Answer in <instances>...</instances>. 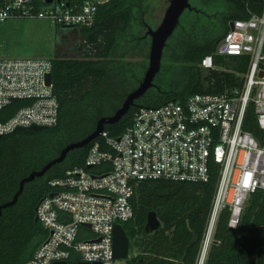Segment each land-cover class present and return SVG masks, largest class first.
I'll return each instance as SVG.
<instances>
[{
	"label": "trees",
	"instance_id": "obj_1",
	"mask_svg": "<svg viewBox=\"0 0 264 264\" xmlns=\"http://www.w3.org/2000/svg\"><path fill=\"white\" fill-rule=\"evenodd\" d=\"M59 1L70 7L84 2ZM207 1L210 0L202 3ZM190 4L162 52L180 76L179 81L166 89L153 80V85L134 100L117 122L104 126L110 136L123 132L139 106H157L171 99L184 100L195 92L218 91L223 89V80L233 76L229 71L205 70L200 60L214 50L229 21L247 18L252 11L260 10L262 2L222 0L211 11L200 7L198 1ZM150 9L148 0L99 2L93 23L80 26V54L52 58L51 85L58 100V120L43 129H20L0 135V205L13 197L23 177L40 169L69 142L88 135L97 120L114 113L126 94L136 87L147 65L148 50L142 40L148 36L142 30L147 29L146 14ZM235 59L215 56L217 64L240 70ZM27 102L13 100L7 110L12 113ZM243 127L264 145V129L257 124L253 104L246 109ZM92 141L70 150L61 162L26 182L16 202L2 208L0 264H24L33 255L46 235L40 222L34 220L35 205L49 191V179L62 176L68 168L84 165ZM209 172L207 181L155 178L137 183L130 199L133 216L122 223L129 237L125 264H196L218 175L213 160L209 162ZM149 210L155 211L160 224L146 232ZM228 216L227 208L220 211L203 264H264V190L252 193L234 228L228 226Z\"/></svg>",
	"mask_w": 264,
	"mask_h": 264
},
{
	"label": "built area",
	"instance_id": "obj_2",
	"mask_svg": "<svg viewBox=\"0 0 264 264\" xmlns=\"http://www.w3.org/2000/svg\"><path fill=\"white\" fill-rule=\"evenodd\" d=\"M78 7L63 1L0 0V21L13 16H50L61 25L89 26L97 3ZM259 11L232 20L200 66L229 71L223 89L195 92L184 100L139 106L131 123L116 137L103 130L89 146L83 166L48 180L49 191L37 202L35 215L46 235L24 264H125L114 257L113 225L133 216L131 196L141 180L165 178L207 181L209 162L218 166L199 258L203 264L220 211H229L234 228L252 193L264 190V145L243 127L253 104L257 124L264 129V0ZM215 56L236 58L240 70L227 68ZM52 58H0V135L18 126H52L58 120V100L45 74ZM212 86L214 79L212 78ZM13 100H27L12 113Z\"/></svg>",
	"mask_w": 264,
	"mask_h": 264
},
{
	"label": "water",
	"instance_id": "obj_3",
	"mask_svg": "<svg viewBox=\"0 0 264 264\" xmlns=\"http://www.w3.org/2000/svg\"><path fill=\"white\" fill-rule=\"evenodd\" d=\"M47 3H51L54 0H45ZM57 2L59 0H56ZM190 0H169V3L165 9V12L159 22L155 27L147 26L145 35H148L150 38L147 65L141 77L139 83L130 90L121 105L115 110L114 113L101 116L96 124L94 129L85 137L69 142L66 144L59 152L57 156L47 161L40 169L31 171L28 175L23 177L20 182L18 189L14 193L13 197L2 203L0 205V214L2 208L12 205L16 202L18 195L21 193L23 186L26 182L33 180L37 176L43 175L52 165L55 163L61 162L67 153L75 148H80L87 145L90 141L94 140L99 136V134L104 130L106 124H112L117 122L133 105L134 100L141 96L145 91L153 85V80L155 75L158 73L161 67L162 52L166 44L168 37L172 34L176 28L179 18L185 9L190 8ZM229 25L232 26V20L229 21ZM70 27L69 25H63L61 28ZM56 56V54H55ZM52 81V72L48 71L45 74V84L50 85ZM46 125H37L31 124L27 127L18 126L16 130L28 129V130H38L46 128ZM36 209V205L34 210ZM34 220H37V216H34ZM160 224L154 210H149L146 214V222L144 225V230L150 232L157 228ZM128 247H129V237L120 223H115L113 225V238H112V250L114 257L127 258L128 256ZM54 264H65L64 262H55Z\"/></svg>",
	"mask_w": 264,
	"mask_h": 264
},
{
	"label": "rangeland",
	"instance_id": "obj_4",
	"mask_svg": "<svg viewBox=\"0 0 264 264\" xmlns=\"http://www.w3.org/2000/svg\"><path fill=\"white\" fill-rule=\"evenodd\" d=\"M151 9L146 14L148 26L155 27L159 24L169 0H148ZM199 2V6L206 7L211 11L217 9L222 0H210L203 4L204 0H190ZM183 12L180 21L184 20ZM217 23V20H216ZM59 24L55 23L50 16H13L0 21V58H53L55 57L57 45L62 42L61 33H63ZM175 28L172 32L176 34ZM172 35V34H171ZM172 36L167 40H171ZM142 42L149 50V36ZM146 47L143 52H146ZM78 51H73L68 57L79 55ZM165 54V53H164ZM163 54L161 68L155 75L154 80L161 83L166 89L174 81H179L180 76L175 72L170 62L166 61V55ZM147 62V59H146ZM123 225H126L125 223Z\"/></svg>",
	"mask_w": 264,
	"mask_h": 264
},
{
	"label": "flooded vegetation",
	"instance_id": "obj_5",
	"mask_svg": "<svg viewBox=\"0 0 264 264\" xmlns=\"http://www.w3.org/2000/svg\"><path fill=\"white\" fill-rule=\"evenodd\" d=\"M63 33H61L60 44L57 45L56 55H69L73 51H80L82 47V35L80 26L66 27ZM142 34L145 35V29L142 30Z\"/></svg>",
	"mask_w": 264,
	"mask_h": 264
}]
</instances>
